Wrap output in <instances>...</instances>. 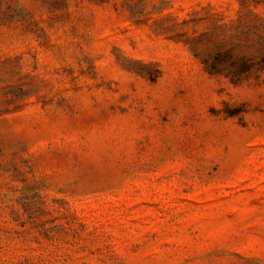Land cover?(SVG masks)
Masks as SVG:
<instances>
[{"label": "rangeland", "instance_id": "374dc122", "mask_svg": "<svg viewBox=\"0 0 264 264\" xmlns=\"http://www.w3.org/2000/svg\"><path fill=\"white\" fill-rule=\"evenodd\" d=\"M0 264H264V0H0Z\"/></svg>", "mask_w": 264, "mask_h": 264}]
</instances>
